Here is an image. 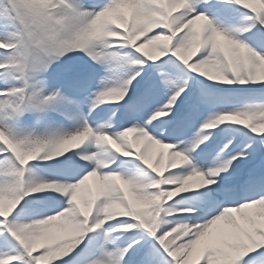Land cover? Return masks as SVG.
Returning <instances> with one entry per match:
<instances>
[{"label": "rangeland", "instance_id": "rangeland-1", "mask_svg": "<svg viewBox=\"0 0 264 264\" xmlns=\"http://www.w3.org/2000/svg\"><path fill=\"white\" fill-rule=\"evenodd\" d=\"M29 1L32 6L21 10L17 0H0V73L11 70V75L0 77V264H26L29 261L21 262L25 254L32 258L29 264H60L70 256L78 258L87 253L83 251L86 244H95L102 226L105 242L100 254L91 259L89 252L79 264H138L136 253L141 248L152 245L157 249V242L165 240L170 242V259L185 264L177 251L184 245L190 247L188 242L183 245L188 241V221L205 209L190 202L201 206L214 192L227 190L231 178L240 180V172L247 175L264 167V157L259 156L264 147L255 140L246 141L238 129L228 134L229 142L220 152L210 158L204 155L212 154L228 120L242 129L241 123L250 118L257 130L264 132L261 95L234 97L224 92L247 87L255 91L264 86V13L260 20L238 10L254 14L259 5L264 9V0H230V7L222 0ZM43 6L57 7L58 14L44 12ZM37 30L40 33L34 37ZM28 40L39 46L30 57ZM58 41L64 44L55 48ZM86 42L88 52L81 56L96 61L92 69L99 72L98 78L86 87L91 75L88 69L80 81L82 94L56 100L61 93L50 83L62 68L52 65ZM201 49L206 54L198 61ZM191 62L192 69L188 67ZM58 64L67 65L65 61ZM154 67L161 70L154 78L161 85L153 99L140 105L135 96L139 79L145 69ZM35 69L45 70L43 83L42 78L25 76ZM196 78L216 85L222 103L218 111L213 110L211 99L202 93L203 113L196 120L186 114L178 132L173 120L180 117L184 104L191 105ZM197 87L205 91L201 85ZM204 99H209L210 105ZM234 99L245 103L224 104ZM165 103L170 104L169 109L164 108ZM125 106L131 107L138 122L118 132ZM36 108L41 111L34 112ZM54 109L62 111L66 119L49 116ZM99 112L109 113L107 125L97 122ZM166 113L171 114L151 121ZM101 134L108 144L100 143ZM116 138H127L124 149L115 147ZM235 143L240 151L232 160L220 155ZM251 160L254 163L247 165ZM121 163L135 171L119 169ZM187 176L198 177L197 183ZM261 181L255 183L259 190L264 187ZM214 184H219L216 191ZM184 186L191 192L180 193L178 189ZM205 189L212 191L196 194ZM242 190L245 194L251 189ZM77 191L86 193L77 195ZM230 194L218 207L223 211L219 212L221 218L215 220L214 216L202 234L225 220L237 231L232 245L226 240L233 237L225 240L227 253L220 256V264H264V223L254 218L259 211H247L258 223L245 228L239 215L225 213L226 207L237 201ZM117 203L122 209H108ZM133 204L143 212L146 226L151 228L149 222L155 220L152 232L157 241H149L150 231L149 237L127 242L134 227L130 216L135 213L130 209ZM156 214L161 215L159 223ZM10 230L13 242L2 236ZM160 248L151 252L152 258L162 255ZM207 248L210 254L218 251L216 246ZM189 252L186 249L183 255ZM147 261L145 257L139 260L140 264Z\"/></svg>", "mask_w": 264, "mask_h": 264}, {"label": "bare ground", "instance_id": "bare-ground-1", "mask_svg": "<svg viewBox=\"0 0 264 264\" xmlns=\"http://www.w3.org/2000/svg\"><path fill=\"white\" fill-rule=\"evenodd\" d=\"M170 104L169 103H165L164 108L169 109ZM171 113H166L164 116L161 117H156V118H152L151 121L155 122L160 120V118L165 117L166 115H170ZM107 125V124H106ZM103 126V125H101ZM100 143L103 144H108V138L105 135L100 136ZM125 141H123L120 138H116L115 141L113 142V144L115 145V147H119L120 149H124L125 146L127 145V138L124 139ZM106 155H109V151H104ZM112 158H114V156H110ZM109 157V158H110ZM113 162L116 161L115 159H112ZM187 180L190 181H194L195 183H197L198 181V177H194V176H187ZM192 189H188V187L184 186L178 189V191H182V193L190 191L191 192ZM78 193V191H77ZM86 193V192H85ZM85 193L80 192L77 195H84ZM260 194V193H259ZM259 194H254L252 196H248L246 198L247 201H244L245 203L240 206V207H236V208H227L225 213H229V214H235L237 215V217L240 216L241 221L243 222L245 228H252L254 227V225H256L258 222L251 218L250 216H248L247 211L251 210V209H257L259 212L255 211L256 213L254 214V218H258L260 220L263 221L264 223V197L259 196ZM110 205V204H108ZM122 205L117 203V204H112L111 206H109L108 209L110 210H120L122 209ZM216 213V211H211V210H206L205 213H203L201 216L198 217V222H193L189 225L188 227V231H189V236H188V241L184 242L183 245L185 243L188 242V246L184 245L185 248H180L177 251V256L181 257L184 256L182 262L185 264H220V260L221 257H224L227 253V248L225 245L229 244L232 245L233 242L235 241V236H236V229L228 227L226 225L225 220L222 221H218L216 222L217 224V228L214 230H209L207 233L202 234V232L204 231V229L208 226V224H210V220L207 221V216L210 214ZM221 213L217 216L214 217L215 220H219L221 218ZM239 215V216H238ZM114 216L110 217L113 218ZM204 222V223H203ZM239 222V221H238ZM208 223V224H207ZM263 223H261V225H263ZM207 224V225H206ZM260 225V226H261ZM84 226V225H83ZM239 226L242 227V223L239 222ZM264 228V227H263ZM201 236V237H200ZM233 237L234 239L228 241L226 240L227 238ZM199 240V241H198ZM226 240L227 244H224ZM190 242V243H189ZM236 243V242H235ZM237 244V243H236ZM198 245V246H197ZM217 247V250L219 251H214L213 254L209 253V250L207 247ZM239 246V245H238ZM188 249L190 252L188 255H183L184 251ZM198 252H200L199 258L198 259H194L197 258V254ZM213 258H210V255ZM221 256V257H220ZM115 260L118 261L119 257L115 256Z\"/></svg>", "mask_w": 264, "mask_h": 264}]
</instances>
